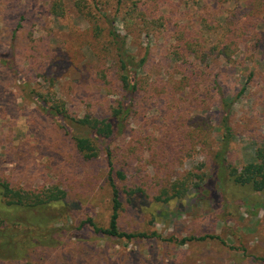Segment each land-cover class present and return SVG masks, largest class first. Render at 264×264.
<instances>
[{
    "label": "rangeland",
    "instance_id": "obj_1",
    "mask_svg": "<svg viewBox=\"0 0 264 264\" xmlns=\"http://www.w3.org/2000/svg\"><path fill=\"white\" fill-rule=\"evenodd\" d=\"M245 1L127 0L139 9L151 5L155 23L145 30L141 23L122 18L126 8L114 16L115 0H0V54H6L12 63L9 69L0 66V179L15 190L57 186L67 193L66 212L53 207L56 220L47 228L55 239H44L47 244L36 243L19 259L0 264H264L253 261L254 257L264 259L263 197L248 190L232 195L228 204L226 197L217 195L198 198L194 190V175L204 171L206 155L201 149L211 143V150L218 151L220 143V98L215 82L229 98L245 87L231 110L233 135L227 163L240 170L253 162L254 151L264 146V61L245 46L235 55L236 65L212 57L198 65L205 72L198 94L196 88L192 94L181 82L183 71H192V58L187 70L178 69L181 60L174 61L182 52L175 41L178 33L201 31L212 44L214 37L204 31L202 21L223 23L234 7ZM95 5L102 14L114 17L118 30L127 37L129 51L142 57L148 49L149 56L138 76L141 96L136 98L124 134L98 146V156L86 160L71 137L32 103L24 83L37 93L63 101L77 118L98 116L117 99L112 92H119L116 87L105 86L97 74L103 62L108 69V62L105 56L100 63L101 47L90 26L88 11ZM250 72L253 76L247 82ZM156 87H164L159 104L151 97ZM193 117L204 123L208 139L200 137L192 144ZM181 124L184 128L179 131ZM105 146L113 154L114 172L120 170L125 175L124 181L115 180L117 186L128 192L143 185L145 190L147 205L140 212L122 195L119 229L156 232L161 240L126 242L82 226L87 218L99 227L108 226ZM188 176L190 183L183 196L154 201L159 189ZM7 212L2 208L0 216L8 217ZM204 236H216L224 245L216 240H193L185 245L164 241Z\"/></svg>",
    "mask_w": 264,
    "mask_h": 264
},
{
    "label": "trees",
    "instance_id": "obj_2",
    "mask_svg": "<svg viewBox=\"0 0 264 264\" xmlns=\"http://www.w3.org/2000/svg\"><path fill=\"white\" fill-rule=\"evenodd\" d=\"M141 2L142 0H137ZM152 3L155 0H144ZM115 15L125 10L122 18L126 17V21L141 23L145 30L151 22L155 23L154 12H150L147 8L139 9L136 6L128 5L127 0H115ZM79 13L82 8L77 7ZM133 12H137L135 15ZM90 26L93 38L100 44L102 60L108 62V69L105 70V62L99 67L97 74L105 86H114L119 92L112 91L116 95V100L111 102L107 109L96 114L98 116L85 115L77 118L71 115L63 101L47 97L35 92L32 88L24 83V90L31 96V101L39 111L56 123L66 134L71 137L77 152L86 160L95 159L99 153V147L103 143H108L113 137L122 136L127 129L128 122L131 118V112L135 106L136 98H140L141 89L139 88V73L145 68L149 56L148 49L144 50L142 57L136 56L128 49L127 37L122 35L118 30L114 17L110 18L100 12L97 5L88 11ZM154 20V21H153ZM202 28L208 34L214 37L212 44L205 40L200 32L195 33H178V42L182 52L175 55L174 61L181 60L178 69L187 70L191 68L188 60L192 58V71H183L182 84L185 83L192 89L196 88L198 94V86L203 79L204 70L201 66L215 57L223 60L228 65H236L235 55L239 51L240 46L250 48V50L259 53V58L264 61V0H246L242 5H236L230 15L224 19L223 23L211 25L206 19L202 21ZM167 24H169L167 22ZM7 55L0 54V66L12 68L11 62L7 59ZM196 61L197 63H195ZM198 65H201L198 67ZM203 70L201 74L199 71ZM253 73L247 76V82L252 78ZM171 78L169 79V81ZM168 81V84H169ZM219 83L214 86L219 92L220 104V143L218 151L211 150L212 144L201 149L206 158L203 163L204 171L200 175H194L196 183L194 190L198 198H202L205 194L214 195L220 199L226 197V201L230 204L231 196L241 194L245 191L252 194H258L264 200V146L258 147L254 151V161L244 165L240 170L234 168L225 160L229 141L233 135L230 123L231 110L235 100H238L244 93V88L234 97L229 98L219 90ZM111 88V87H109ZM153 99L158 104L160 96L164 92V87H156L153 89ZM194 96V95H193ZM150 97V99H152ZM195 97V96H194ZM142 98V97H141ZM197 100L199 98L195 97ZM192 144L199 141L204 135V123L197 117L191 120ZM179 131L184 128L181 124L177 127ZM208 139V137H207ZM209 142V141H208ZM105 148V154L108 164L107 186L110 193V215L107 228L99 227L91 218L82 223L88 225L94 233L109 238L122 239L126 242L133 240H161L162 237L156 232L151 233H128L119 229V220L124 211V202L122 195H127V203L133 210L140 212L143 206L147 205L145 200V190L143 185L139 186L135 191H126L121 189L115 183V180H125L122 171L114 172L113 154ZM190 183V176L184 177L170 184L169 188L158 190L154 201H162V197H167L164 201L174 200L183 196L187 190L186 186ZM135 196V197H133ZM67 193L59 187L42 188L36 191L15 190L6 181L0 179V210H7L10 215L8 217L0 216V262H6L13 259H19L24 254L25 249L33 247L34 244H47L45 240L55 239L53 233L48 235L47 230L50 224L56 220V206L62 213L66 212L64 201ZM134 198V199H133ZM163 202V201H162ZM126 205V203H125ZM20 214V217L14 214ZM61 231L56 229L55 232ZM45 239V240H44ZM216 240L222 245L224 242L216 236H204L202 238H184L175 241L173 238L164 240L168 243H177L185 245L190 241ZM234 250L233 247L230 248ZM244 253L246 251L243 250ZM261 261L264 259L253 258V261Z\"/></svg>",
    "mask_w": 264,
    "mask_h": 264
}]
</instances>
